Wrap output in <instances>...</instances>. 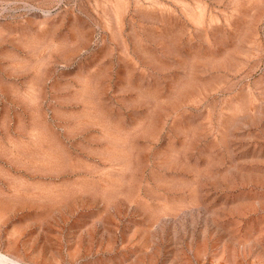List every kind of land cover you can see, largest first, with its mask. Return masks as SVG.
I'll list each match as a JSON object with an SVG mask.
<instances>
[{
	"label": "rangeland",
	"instance_id": "1",
	"mask_svg": "<svg viewBox=\"0 0 264 264\" xmlns=\"http://www.w3.org/2000/svg\"><path fill=\"white\" fill-rule=\"evenodd\" d=\"M0 251L264 264V0H0Z\"/></svg>",
	"mask_w": 264,
	"mask_h": 264
},
{
	"label": "bare ground",
	"instance_id": "2",
	"mask_svg": "<svg viewBox=\"0 0 264 264\" xmlns=\"http://www.w3.org/2000/svg\"><path fill=\"white\" fill-rule=\"evenodd\" d=\"M0 264H25V263L15 257H12L11 255L3 254L0 251Z\"/></svg>",
	"mask_w": 264,
	"mask_h": 264
}]
</instances>
